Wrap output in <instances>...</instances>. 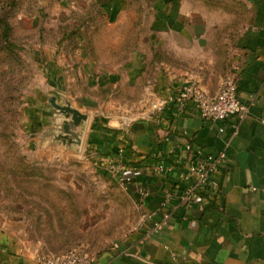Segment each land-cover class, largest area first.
<instances>
[{"label": "crops", "instance_id": "1", "mask_svg": "<svg viewBox=\"0 0 264 264\" xmlns=\"http://www.w3.org/2000/svg\"><path fill=\"white\" fill-rule=\"evenodd\" d=\"M226 1L248 13L230 47L217 52L207 44L216 28L210 16L182 7L174 13L173 0L171 11L156 12L151 34L156 47L170 50L171 59L158 64L146 93L152 105L166 101L162 112L142 104L122 115L90 118L77 107L89 116L84 149L98 174L119 185L121 177L131 179L122 186L133 203V223L121 238L92 254L94 264H264V0ZM89 2L103 8L111 23L123 19L129 8L128 0ZM82 3L87 0H74L73 6ZM81 56L77 79L90 90L121 80L113 74L98 79L86 74L93 63L85 61V53ZM135 62L124 66L129 83L138 75L131 79L129 74ZM64 63L72 80L75 74L69 71L75 65ZM229 74L236 76L239 100L248 108L245 117L214 123L200 117L193 101L179 105L184 83H198L213 98ZM109 105L114 108L113 101ZM222 126L225 134L219 133ZM222 152L226 159L211 176L219 195L185 202L186 190L197 180L188 179L189 166ZM111 161L124 170L113 172ZM165 215L168 223L161 225ZM25 229L15 223L3 226L0 264H36L35 254L44 252L43 245L26 238L30 231Z\"/></svg>", "mask_w": 264, "mask_h": 264}, {"label": "rangeland", "instance_id": "2", "mask_svg": "<svg viewBox=\"0 0 264 264\" xmlns=\"http://www.w3.org/2000/svg\"><path fill=\"white\" fill-rule=\"evenodd\" d=\"M17 1L12 10L17 15L10 22L19 49L12 55L0 42V232L5 224L15 223L28 228L26 238L40 240L45 253L64 254L80 246L93 254L128 231L133 203L122 185L98 174L84 146L77 152L55 140L62 116L52 110L49 99L65 96L90 118L152 106L146 87L156 79L158 64L170 62L171 52L156 47L151 32L156 12L171 11V0H130L128 12L116 23L89 0L79 8L74 0ZM173 1L174 13L182 7L214 20L207 43L214 52L230 47L248 13L226 0ZM1 4L0 16L5 11ZM229 14L237 17L228 20ZM77 33L86 34L81 45ZM82 53L93 63L86 74L96 79L113 74L121 80L103 90L82 85L76 69H81ZM135 59L130 78L140 68L143 74L129 83L124 66ZM64 61L75 65L69 71L76 76L72 80ZM47 207L51 214L42 211ZM56 208L72 215L60 220ZM74 221L81 229L75 231ZM68 222L72 226L60 230Z\"/></svg>", "mask_w": 264, "mask_h": 264}, {"label": "built area", "instance_id": "3", "mask_svg": "<svg viewBox=\"0 0 264 264\" xmlns=\"http://www.w3.org/2000/svg\"><path fill=\"white\" fill-rule=\"evenodd\" d=\"M234 74L227 75L222 83L220 92L215 97H210L196 82L188 81L178 91L179 105L183 106L184 102L193 101L197 106L200 117L203 120L214 123L226 124L233 117H245L248 108L239 100L237 94V81ZM166 101H158L152 105L156 113L163 111ZM226 126L219 128L220 134H225ZM234 135L237 129L234 127ZM190 149V146H187ZM226 159V153L222 152L218 156H207L203 161L189 166L188 179L193 176L197 180L186 190L183 200L187 203H194L203 198L204 195L211 193L219 195V185L211 177L212 174L218 172V166ZM113 172L123 171L122 165L116 161H111ZM131 181L128 177H121L120 182L123 186H127ZM169 216L165 215L161 225L168 223ZM34 260L36 264H94V256L85 248H75L71 251L53 255L44 252L35 254Z\"/></svg>", "mask_w": 264, "mask_h": 264}, {"label": "water", "instance_id": "4", "mask_svg": "<svg viewBox=\"0 0 264 264\" xmlns=\"http://www.w3.org/2000/svg\"><path fill=\"white\" fill-rule=\"evenodd\" d=\"M59 93L61 92L59 91ZM58 96L49 99L52 110L62 116L58 133L54 138L61 141L66 148H74L77 152H80L85 143L89 116L72 106L65 96Z\"/></svg>", "mask_w": 264, "mask_h": 264}, {"label": "trees", "instance_id": "5", "mask_svg": "<svg viewBox=\"0 0 264 264\" xmlns=\"http://www.w3.org/2000/svg\"><path fill=\"white\" fill-rule=\"evenodd\" d=\"M128 3L130 5V0H128ZM0 4L2 6V9H5V11H3V13H1L2 16H0V42H1L2 46H3V48L6 50V52H9L10 54L13 55V54H15V51L19 49V47L13 40V27L11 25L10 19H11V17L14 14H15V17L17 15V12L13 14L12 10L17 8L18 1L17 0H2V1H0ZM93 5H95V4H93ZM238 6L241 7V8L244 7V6H240V5H238ZM96 8H97V10H99L101 13L104 14V9L103 8L97 7V6H96ZM244 9H246V8L244 7ZM228 12L229 11H227V13ZM235 17H237V16H234V18ZM244 18H245V16H244ZM66 38H70V35L67 36ZM85 38H86V34L82 33L80 35V33L79 34L77 33V40H76L77 42L76 43L81 45V42H83L85 40ZM70 39L73 40V37H71ZM133 62H134L133 60L131 62H128L126 64V66L133 64ZM142 74H143V69H141V71L138 73V75L135 78H137V77L139 78ZM88 86L90 87V85H88ZM88 86H86V87H88ZM102 89H103V87H102ZM42 196L43 195L41 194V197ZM42 198L44 199V197H42ZM46 201H47V199H46ZM42 211L45 212V214L46 213H50L51 214L52 209H49V207H47L45 209H42ZM56 211H57V215H60L59 216L60 220H62V217H66L67 218V216H65L67 213H68V215H72L71 213L69 214L68 210L65 211L63 208L61 209V211H58V209L56 208ZM62 222H60V223H62ZM63 223H65V222H63ZM73 223H74L73 225H75V227H74L75 231L78 228H80L79 225L75 221ZM69 226H72V223L68 222L67 226L63 225V226H61L59 228H60V230L61 229H68ZM75 248H80V246L79 247L76 246L73 249H75ZM71 250H69V251H71ZM69 251H67V252H69ZM67 252H65V253H67Z\"/></svg>", "mask_w": 264, "mask_h": 264}]
</instances>
